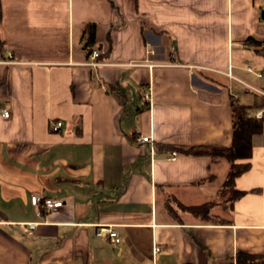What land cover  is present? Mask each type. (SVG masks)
<instances>
[{"label": "crops", "instance_id": "crops-1", "mask_svg": "<svg viewBox=\"0 0 264 264\" xmlns=\"http://www.w3.org/2000/svg\"><path fill=\"white\" fill-rule=\"evenodd\" d=\"M246 38L264 40V0H0V264L264 254V122L232 204L229 162L186 151L230 144L231 96L264 117V52ZM32 193L62 204L37 211ZM211 200L206 218L178 205Z\"/></svg>", "mask_w": 264, "mask_h": 264}, {"label": "trees", "instance_id": "trees-1", "mask_svg": "<svg viewBox=\"0 0 264 264\" xmlns=\"http://www.w3.org/2000/svg\"><path fill=\"white\" fill-rule=\"evenodd\" d=\"M89 30V40L91 41L93 39V29L90 27ZM245 41L254 45L257 51L264 52V40L246 38ZM230 108L232 112V122L231 140L229 145L223 147L197 146L186 150L191 151L192 154H208L213 157H222L229 162V169L221 184L220 191V193L224 191L229 193L225 199L227 204H232L235 199L241 197L247 192V190L235 189L233 186V180L237 175L246 171L250 167V163L248 161L235 162V160L250 157L253 136L261 133L264 122L263 116L256 118L253 115H249L247 112L248 106L240 103L232 96L230 97ZM214 201L211 200L209 202L192 205H182L178 203V205L183 210L188 211L197 217L206 218L210 215L209 209ZM235 264H264V254L248 252L237 253Z\"/></svg>", "mask_w": 264, "mask_h": 264}, {"label": "built area", "instance_id": "built-area-1", "mask_svg": "<svg viewBox=\"0 0 264 264\" xmlns=\"http://www.w3.org/2000/svg\"><path fill=\"white\" fill-rule=\"evenodd\" d=\"M98 54L99 53L96 49H91L88 53V63L91 65L98 64L95 60ZM144 97L148 99L149 93L145 92ZM1 116L4 118H9L10 111L7 108H2ZM254 116L256 118H260L262 114L261 112L258 111L254 114ZM61 124H62L61 121H57L53 125V129H57L59 126H61ZM151 139H152L151 134H146V135L139 134L138 137H136V141L140 143L148 142ZM169 157L170 159H175L176 152L172 151ZM30 201L37 211H40L41 209H44L45 211L55 210L57 207H59L62 204L61 200H53L51 198H45L40 193H32L30 196ZM35 225L36 222H23V229L25 231H31L35 227ZM95 233L98 236L107 237L114 244L119 243L121 240L119 232L111 224H99ZM159 251H160V247L154 244L152 247V254L155 256Z\"/></svg>", "mask_w": 264, "mask_h": 264}, {"label": "rangeland", "instance_id": "rangeland-1", "mask_svg": "<svg viewBox=\"0 0 264 264\" xmlns=\"http://www.w3.org/2000/svg\"><path fill=\"white\" fill-rule=\"evenodd\" d=\"M218 197H219V196H217V197H216V198H214V199H215V200H217V199H219Z\"/></svg>", "mask_w": 264, "mask_h": 264}]
</instances>
